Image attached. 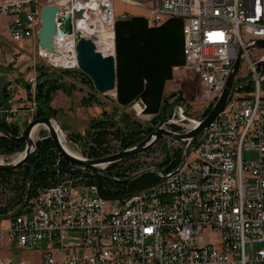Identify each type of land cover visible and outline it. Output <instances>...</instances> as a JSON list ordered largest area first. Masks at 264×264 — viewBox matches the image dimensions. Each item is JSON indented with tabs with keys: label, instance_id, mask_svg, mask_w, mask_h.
<instances>
[{
	"label": "built area",
	"instance_id": "1",
	"mask_svg": "<svg viewBox=\"0 0 264 264\" xmlns=\"http://www.w3.org/2000/svg\"><path fill=\"white\" fill-rule=\"evenodd\" d=\"M117 1L0 0V16L14 42L38 45L43 6L58 8V31L70 15L71 33L57 31L55 52L38 54L47 67L76 71L79 34L100 51L103 35L111 33L116 57ZM147 11L152 27L183 21L180 71L198 79L206 107L221 97L241 51L248 78L239 71L226 108L194 149L195 139L184 143L177 168L159 170L166 177L157 184L110 200L83 177H66L26 198L12 216L0 218V264H264V53L258 51L264 47L255 46L264 41V0H154ZM29 82L36 114L38 80ZM136 106L142 114V104ZM177 110L178 119L166 123L183 127L175 133L202 121L180 124L186 113ZM15 114L0 109V123L17 125ZM16 253L34 260L16 259Z\"/></svg>",
	"mask_w": 264,
	"mask_h": 264
},
{
	"label": "trees",
	"instance_id": "2",
	"mask_svg": "<svg viewBox=\"0 0 264 264\" xmlns=\"http://www.w3.org/2000/svg\"><path fill=\"white\" fill-rule=\"evenodd\" d=\"M183 21L180 19H170L162 26L150 28L148 21L144 17H134L129 20H118L116 23V70H117V103L123 108L131 107L134 103L142 100L146 106L144 113L155 114L152 121L158 125L161 117L167 118L171 112L172 104L169 103L165 95V87L168 81L174 79V69L185 66ZM38 77V88L36 92V102L38 105L35 118L56 117L59 111L53 109L50 104L54 95L62 90L69 97L73 95V86H67L59 81V78L39 86L40 83L49 79V76L40 68ZM75 74V73H72ZM51 78V77H50ZM30 85L26 86L28 99H31ZM248 89L239 92L247 91ZM99 103L92 94L87 95L82 105L91 107ZM212 109H208L204 115L206 118ZM127 120V121H126ZM125 121L130 124L127 118ZM117 123L112 116H105L101 119L91 121L87 134H75L71 137L78 142H83V137L91 139L92 142L85 150L89 159H97L110 155L107 150L101 149L100 144H104L112 135L111 129ZM0 129L8 132L12 137L20 136L21 132L17 125H7L0 123ZM127 131L120 140L122 149H130L142 142L143 135L147 136L154 131V128L144 129L141 125H127ZM120 131H116L118 135ZM197 138L194 143H197ZM25 141H18L10 137L0 136V153L3 155H13L24 151ZM134 156L133 158H136ZM132 158V157H131ZM128 159L117 162L109 166L102 176H97L74 166L57 153L53 141L49 138L43 140L42 146L34 152L26 164L13 171L0 170V186H6L11 182V178L17 172L23 173V184L21 192L16 202L24 204L26 193L30 201L38 190L49 187L61 181L66 173L74 177H83L89 183L98 186L100 194L105 199L123 200L143 189L151 187L159 182V178L148 173L132 182H121L131 178L137 173H129L132 169L124 168ZM181 162L180 154L177 152L172 157L170 152H166L163 161L157 168L169 172L175 169ZM9 209H0L2 215L7 217Z\"/></svg>",
	"mask_w": 264,
	"mask_h": 264
},
{
	"label": "rangeland",
	"instance_id": "3",
	"mask_svg": "<svg viewBox=\"0 0 264 264\" xmlns=\"http://www.w3.org/2000/svg\"><path fill=\"white\" fill-rule=\"evenodd\" d=\"M132 1H135L136 3L140 4L143 8L141 7L136 9L142 12L144 15L148 16L147 8L150 7L152 0ZM115 6L117 10L121 9L126 12L130 11L131 9L135 10L134 8H130V6L126 3L120 4L118 2ZM38 50V45L36 43L35 45H33V43L29 40H26L22 43L14 42L10 38L9 33L7 31L6 19L0 16V106H4V104L8 103V100H10L9 108L5 105L6 107H3L2 109L8 111L17 110V114L13 116V123L17 124L21 133L25 130L27 125L35 118V114L32 111L33 98L31 97V99H28V92L26 86L30 83L29 81L31 78H35L36 80L38 79L39 73L41 74L40 68H43L44 72L47 74V76H49V79L45 80L42 83H48L53 79L59 78V81L61 83L67 86L74 87V95H72L71 97H69L67 94L65 95L62 90L55 94L53 106L62 109L59 110L58 115L53 120H55L62 129L61 135L64 136L67 146L72 152L76 154V156L83 157L84 159H89L85 150L88 149L90 145L94 144L92 142L93 132L91 133V139L83 137V142H78L75 140L72 141L69 138L73 133L85 136L87 134V131L89 130L90 122L86 123V121H84L81 117L82 111H84L85 114H91L89 109L81 107V102L89 94L94 95L96 100L99 102L95 104L97 105V107L93 108L95 110L98 109V112L95 111L92 113L93 115L91 120L95 121L96 119L98 120L108 115L114 117L115 122L117 123L116 127L111 129L112 135L108 138V140L104 144H100L102 146L101 149L103 150V152L104 150H107L110 155H113L124 150L120 146V140L125 135V131H127V125H129L130 127V125L138 124L141 125L144 129L153 127L155 131L158 125L155 126L152 121L155 119L156 115L146 114L144 112L142 114H139L134 109V105L136 103H141L144 107V111L146 110V106L142 100L137 101L131 107L123 108L117 103V90H115V95H104L98 93L94 89L91 79L87 75L81 73L80 69L73 71V73L75 74L67 75L63 74L65 71L54 70L50 67H47L46 61L39 57ZM258 51L264 53V49ZM256 54L257 52H255L254 50L251 51V56H255ZM240 74L243 75L241 77L244 78H248L249 76L247 70V63L245 60L242 62ZM240 78L239 76L237 77V84L239 83L238 81L240 80ZM174 81L176 85H179L176 88L177 90L170 92L169 95L166 96L169 103L173 105L171 112L169 111L167 118L161 117L158 122L161 123L165 120H171L174 118L178 119V117L176 116V112L178 111V105L182 107L186 105L188 107L186 114L183 115L184 118L187 117L190 120L205 119L204 115L206 111L210 108L213 109V107H206L199 100L201 97V91L198 79L192 77L189 74L182 73L180 69H177L176 79H174ZM65 106L72 107V110L69 111L65 109ZM137 111L141 112V110L138 109ZM125 118L128 119L130 124L126 122L127 120L125 121ZM180 124L188 125V120L185 119V121L181 122ZM165 129L176 132H182L183 127L175 124H166ZM116 131H120V133H118L117 135ZM148 136L144 134L142 137L145 140ZM46 138H49V132L45 127L42 126L39 132L35 135L34 140H44ZM195 144L196 143H194L193 141L191 147H193V145ZM184 149V143H175V141L170 138H163L153 148L146 151L145 153L137 155L136 158H128V161L124 164V168L132 169L131 172H129L132 174L135 171L139 173L150 168L158 169L157 165H159L163 161L167 151L170 152L171 157L178 152L180 154L182 162ZM24 151L14 153L13 155H3L0 153V161H2V163L4 164L16 162L21 159L22 156L20 155H23ZM248 157L249 156L246 154V158ZM166 167H164L163 170H165ZM66 177L72 178L74 176H71L70 173H66L64 178ZM10 180L11 182H9L8 185L0 186V209H9L6 214L8 215L7 217L12 216V214L16 211L17 208H21L23 206V204L18 205L16 203L19 200L18 196L21 192V186L23 184V173L17 172L15 175L12 176ZM4 217L5 216L2 215L1 218ZM15 258H24L28 261L34 260L30 255L18 253L15 254ZM36 259L37 256L35 257V260Z\"/></svg>",
	"mask_w": 264,
	"mask_h": 264
},
{
	"label": "water",
	"instance_id": "4",
	"mask_svg": "<svg viewBox=\"0 0 264 264\" xmlns=\"http://www.w3.org/2000/svg\"><path fill=\"white\" fill-rule=\"evenodd\" d=\"M58 13V8L55 6H43L41 9V28L38 34V49L42 52L46 53H54V37L57 33V25H56V15ZM83 12L80 11L77 13V17L81 18ZM72 25H71V16H64V23L59 34L61 32L71 33ZM256 47H264V41L256 42ZM77 54H78V65L80 72L84 75H87L94 86V89L104 95H108L110 92L115 91L117 88V70H116V57L114 56H105L102 52L98 51L94 42L90 39L85 38L81 34L78 35V45H77ZM242 55L243 51L240 52L239 58L234 65L233 71L228 79L225 90L223 91L221 97L214 105L212 112L202 121L198 122L197 128L191 130L185 134H178L173 131L167 130L164 128V125L168 122L165 120L158 124L155 131H153L149 136L134 146L133 148L122 150L119 153L106 156L98 159H84L78 156H75L69 153L61 142L59 131L62 129L57 124L58 129L52 124L53 119L55 117H42L33 119L25 128V130L18 137H12L8 132L0 129V136H6L13 138L18 141H25L26 147L25 151L21 157L16 162L13 163H1L0 162V170L2 171H13L21 168L26 164L29 157L36 152L42 146L43 140H34L32 134L34 129L39 125H44L47 127V131L49 132V138L53 141L55 145L56 151L59 155L67 161L68 163L82 168L84 170L90 171L92 174L97 176H102L104 171L111 165L123 161L125 159L140 155L145 153L146 151L153 148L161 139L170 138L176 142L186 143L189 141H193L198 138L204 131L209 127L212 120L221 113L227 106L228 100L238 87H235V80L240 71L242 65ZM73 71H65L63 74H72ZM46 83V82H45ZM45 83H40L39 86H42ZM252 84V81H248L246 84L240 86L242 89L248 88ZM187 106L178 107L182 113L187 112ZM187 120V117L185 118ZM70 140L74 141V139L70 136ZM194 149V147H193ZM188 154L185 155L184 161L182 165L175 172L180 170L182 166L185 164ZM103 166V167H102ZM148 173L155 174L159 179H163L166 176H161L159 170L156 168H150L148 170H144L132 176L127 180H123L121 182H132L141 176H144ZM29 193H26V198Z\"/></svg>",
	"mask_w": 264,
	"mask_h": 264
},
{
	"label": "crops",
	"instance_id": "5",
	"mask_svg": "<svg viewBox=\"0 0 264 264\" xmlns=\"http://www.w3.org/2000/svg\"><path fill=\"white\" fill-rule=\"evenodd\" d=\"M130 2L129 3H126V2H124V1H121V0H119V1H117L116 3H126L127 5H129L130 6V8H134L135 10H130V11H128V12H126V11H123V10H121V9H119V10H117V8H116V16H117V18H118V20H129V19H132V18H134V17H144V18H146L147 19V21H148V16L147 15H144L142 12H140L139 10H137L136 8H141V7H139V6H137V5H140V4H138V3H136L135 1H132V0H129ZM133 3V4H132ZM153 3H154V0H152V3H151V5H150V7L153 5ZM141 6V5H140ZM149 8V7H148ZM149 15V14H148ZM117 20V21H118ZM163 25V24H162ZM162 25H160V26H162ZM160 26H155V27H160ZM148 27H150V28H155V27H152V26H150V24H149V22H148ZM177 69H180V67L179 68H175L174 69V79H176V71H177ZM174 79L172 80V81H168L167 83H166V87H165V95L166 96H168L169 95V93L170 92H172V91H175V90H177L176 88L179 86V85H176V83H174L175 81H174ZM116 90H117V88H116ZM59 92V91H58ZM57 92V93H58ZM66 95V94H65ZM74 95V94H73ZM55 96V95H54ZM9 101L10 100H8V103H5L4 104V106H0V109H2L3 107H8L9 108ZM53 102H54V98H53V100H52V102H51V104H50V106L53 108V109H55V110H57V111H59V110H61L62 108H56V107H54L53 106ZM6 105V106H5ZM81 107H83V108H87V109H89V111L91 112V114H89V113H86L85 114V112L84 111H82V113H81V117L83 118V120L84 121H86V123H88V122H90L91 123V119H92V113L93 112H95V111H97L98 112V109L97 110H95V109H93L94 107H97V105H93V106H91V107H85V106H83L82 105V102H81ZM65 109H67V110H72V107H70V106H65ZM83 110V109H82ZM92 110V111H91ZM91 120V121H90Z\"/></svg>",
	"mask_w": 264,
	"mask_h": 264
},
{
	"label": "bare ground",
	"instance_id": "6",
	"mask_svg": "<svg viewBox=\"0 0 264 264\" xmlns=\"http://www.w3.org/2000/svg\"><path fill=\"white\" fill-rule=\"evenodd\" d=\"M99 50L104 54V55H106V56H113L114 55V45H113V35L111 34V33H105L104 35H103V37H102V41H101V46H99ZM116 94V91H112V92H110L109 93V95H115ZM134 109H138V110H142V108L140 107V106H136V108H134ZM142 112V111H141ZM141 112H139V113H141ZM54 121V120H53ZM52 121V124L56 127V129H58V126H57V124H55L54 122ZM42 126L43 127H45L46 129H47V127L46 126H44V125H39V126H37L35 129H34V131H33V134H32V136H33V138H35V135L39 132V130L42 128ZM58 131H59V136H60V139H61V142H62V144L64 145V148L69 152V153H71V154H73V155H75L76 156V154L74 153V152H72L71 150H70V148L67 146V144H66V141H65V138H64V136L63 135H61V131L58 129ZM20 156H22V155H20ZM81 158H83V157H81ZM1 163H2V161H0ZM103 167V166H102Z\"/></svg>",
	"mask_w": 264,
	"mask_h": 264
}]
</instances>
